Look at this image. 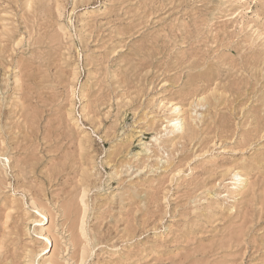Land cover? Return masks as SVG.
<instances>
[{
    "label": "rangeland",
    "instance_id": "374dc122",
    "mask_svg": "<svg viewBox=\"0 0 264 264\" xmlns=\"http://www.w3.org/2000/svg\"><path fill=\"white\" fill-rule=\"evenodd\" d=\"M0 264H264V0H0Z\"/></svg>",
    "mask_w": 264,
    "mask_h": 264
},
{
    "label": "bare ground",
    "instance_id": "6f19581e",
    "mask_svg": "<svg viewBox=\"0 0 264 264\" xmlns=\"http://www.w3.org/2000/svg\"><path fill=\"white\" fill-rule=\"evenodd\" d=\"M174 121H176V118L175 119H171L170 120V123H171V125L173 126V127H176L177 125V122H174Z\"/></svg>",
    "mask_w": 264,
    "mask_h": 264
}]
</instances>
